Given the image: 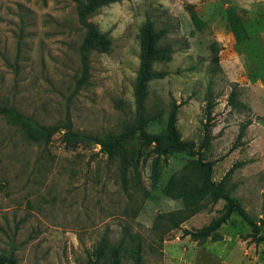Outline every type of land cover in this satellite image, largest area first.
<instances>
[{"label":"rangeland","instance_id":"374dc122","mask_svg":"<svg viewBox=\"0 0 264 264\" xmlns=\"http://www.w3.org/2000/svg\"><path fill=\"white\" fill-rule=\"evenodd\" d=\"M149 18L166 29L160 44L168 57L154 63L167 75L148 82L147 130L164 127L170 103H179L177 128L219 180L235 162L232 195L264 233V0H119L88 19L109 34L106 52L92 50L86 83L79 45L85 30L73 0H0V106H12L36 122L58 124L46 144L28 140L0 115V255L18 264H91L103 237L127 248L140 239L143 264H264V241L236 212L221 224L218 241L181 236L215 217L224 201L172 227L166 215L181 201L163 192L169 176L196 155L159 158L141 148L123 180L119 160L97 144L68 148V120L89 134L120 132L134 115L139 68V29ZM215 105L212 137L203 138L207 91ZM134 148L139 144L132 143ZM103 259L99 260L101 263Z\"/></svg>","mask_w":264,"mask_h":264},{"label":"trees","instance_id":"16d2710c","mask_svg":"<svg viewBox=\"0 0 264 264\" xmlns=\"http://www.w3.org/2000/svg\"><path fill=\"white\" fill-rule=\"evenodd\" d=\"M77 8V16L81 26L85 30L83 40L79 45V57L81 62L80 76L76 87L86 83L89 74L90 58L92 50L106 52L111 44L109 34L100 31L98 27L88 19L89 14L97 8L119 0H73ZM166 29H156L154 22L147 18L139 29V68L134 84L135 110L132 119L125 123L120 132L109 134H89L73 130L67 120L62 128V141L68 148H74L80 144H97L109 158L119 160L120 171L125 180L129 166L136 167L141 148L150 147L154 155L151 163V179L155 182L159 173V158L173 152H187L196 155L190 159L182 169L172 173L163 187V192L171 198L180 200L181 207L166 215L167 222L175 228H180V223L191 215L213 206L218 200L224 201L218 214L208 223L195 229H182L181 236L198 243L206 240L218 241L222 238L219 227L229 216L236 212L252 228L250 237L254 242L264 241V233H260V224L253 220L241 204V201L232 195L236 182L231 180L233 170L242 162L233 163L219 180L212 178V160L203 159L199 150L191 140H184L177 128V110L179 103L172 100L164 127L158 132L147 130L151 116L145 105L148 95V82L167 75L166 70H158L154 67L155 61L168 57L172 52L170 45L160 44V39L165 35ZM215 105L211 89L207 91L205 114L203 125V138L199 148L205 147L211 137L212 113ZM0 115L6 117L13 125L33 142L46 144L59 130L58 124H41L30 116L18 111L12 106H0ZM133 142L139 144V148L132 146ZM122 240L110 243L103 237L95 248V256L91 264H122ZM132 264H143L141 241L138 239L134 246L127 248ZM103 259L100 263L99 260ZM0 264H18L11 255H0Z\"/></svg>","mask_w":264,"mask_h":264}]
</instances>
